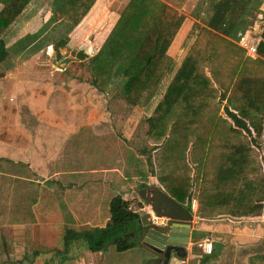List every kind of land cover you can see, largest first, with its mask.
Segmentation results:
<instances>
[{"label":"trees","instance_id":"1","mask_svg":"<svg viewBox=\"0 0 264 264\" xmlns=\"http://www.w3.org/2000/svg\"><path fill=\"white\" fill-rule=\"evenodd\" d=\"M30 0H0V33ZM95 0H54L52 20L76 26ZM263 0H217L149 115L142 148L149 171L166 193L200 218L257 216L264 201V23L258 57L245 56L234 41L252 22ZM183 15L160 0H128L86 69L90 84L105 92L114 81L131 106L144 107L156 94L172 59L166 50ZM8 50L0 37V64ZM9 160V159H8ZM188 206V207H187ZM140 207V203H138ZM108 220L82 230L67 228L58 263L87 250L117 251L135 245L128 236L139 218L130 201L116 194ZM34 250L33 256L43 253ZM72 253V255H71Z\"/></svg>","mask_w":264,"mask_h":264},{"label":"rangeland","instance_id":"2","mask_svg":"<svg viewBox=\"0 0 264 264\" xmlns=\"http://www.w3.org/2000/svg\"><path fill=\"white\" fill-rule=\"evenodd\" d=\"M50 18L48 22L53 21ZM263 19L258 11L253 16V40L259 38ZM64 29H51L42 44L63 36ZM52 51L49 45L30 63L24 62L11 77L13 84L10 81L7 90H0V264L65 263H58V255L53 253L63 247L65 230L91 228L101 224L106 216L108 193L93 201L96 190L86 189L88 181L98 180L100 167L116 165L121 170L124 182L113 184L120 189L113 193L133 191V199H128L132 209L138 210L145 204L137 194L141 187L136 184L139 178H130L145 167L144 163L136 166L128 157L148 146L147 138L144 139V113H136L125 105L117 81L107 87L104 98L94 96L96 89L90 84L87 62H63L60 56H64V51L59 55ZM64 66L62 71L60 67ZM46 76L52 78V91L34 88ZM83 90H90V94ZM83 93L84 99L72 102L73 95ZM82 116L90 118L94 125H79ZM55 180L63 186H73L62 190L53 183ZM85 199L99 208L87 212L90 203ZM34 250L45 252L34 257ZM71 251L75 253L73 260L87 249L79 240ZM116 252L119 253L112 252L105 259V264H127L133 256L132 251ZM139 264L148 263L144 260Z\"/></svg>","mask_w":264,"mask_h":264},{"label":"crops","instance_id":"3","mask_svg":"<svg viewBox=\"0 0 264 264\" xmlns=\"http://www.w3.org/2000/svg\"><path fill=\"white\" fill-rule=\"evenodd\" d=\"M53 1L54 0H50L49 2L47 0H30L22 9V11L16 16V18L8 25V27H6L0 33V37L4 41L5 47L8 50V56L6 57L3 64H0V71L4 72L0 74V90H7L8 83L11 81V84H13L11 77L14 74L16 75L17 71L21 69L22 64L24 62L34 60V57H38L43 51L46 50L49 45L52 46V52H56V55H59L64 51V56H60V59L63 62H87L102 45L107 34L118 19L120 11L128 0H95L81 21L76 26L71 28H69L67 24L61 20H53L48 22L52 15ZM160 1L174 8L178 14H182L183 20L166 50L167 55L172 59V64L170 68L164 72L156 94L144 107L125 104L129 106L134 112H142L144 115H149V113L154 108L160 95L163 93L168 82L174 75V72L185 57L188 48L195 39V35L199 26H206L205 22L212 13V5L217 0ZM260 5L259 12L262 13L264 18V0ZM2 7L3 5L0 3V10ZM262 23H264V19L262 20ZM56 26L65 28V33L63 36L54 41H47L46 45H43L42 41L45 37H47L45 35L51 29L53 30ZM252 28L250 24L243 32H245L247 36L251 37V33L253 31ZM261 28L262 25L260 26V30L258 32L259 38ZM259 38L257 40H253L252 38V40L257 44ZM234 42L239 47H241L238 43V38ZM73 49H75L74 52H71ZM70 53L74 55H71ZM244 54L247 56L245 50ZM256 57H258V54ZM66 66L60 67L62 71L66 69ZM58 68L59 67H57V69ZM36 83L37 84L34 88L37 89L46 87L45 89L52 91V87L54 86L51 76L41 77ZM70 84L72 86H76L74 82H71ZM83 92H88L90 94V90H83ZM84 95V93L82 95H73L74 99L72 102L74 101L75 103V100L78 101L80 98L84 99ZM96 95H99L100 97L102 96L104 98L103 92L94 90V96ZM99 107L100 104L98 103V108ZM147 109L149 111L148 113ZM80 124L94 125L92 124L90 118H83V116L79 125ZM146 138L147 137L145 135L144 139ZM147 143L148 146L146 144L143 147L149 148L151 146L148 138ZM143 147H141L139 152L135 155L133 154L132 156H128L129 158H132L133 162H136V166L141 165V163H144L145 166L138 169L135 175H130V178L132 180H134V178H139L136 184L141 187L156 186L166 192L160 182L157 180L156 176L149 171L148 165L146 164V158L141 153ZM98 171V180H95L94 182L91 180L88 181L86 189L96 190L92 197L93 201H95L96 197L103 195L105 192L108 193V196L106 198L105 205L106 216L104 217L101 224H96L93 226H102L108 220V202L112 196L120 194L126 200L133 199L134 197L133 191L123 194L118 192L120 189L113 186V184H122L121 182H124L123 174L116 165L106 168L100 167ZM125 179L126 181L130 180L129 178ZM53 183H56L57 187H60L62 190L73 186L72 183H68L67 186H63L56 180L53 181ZM131 183L132 182H130V184ZM93 186L97 189L92 188ZM116 189L118 191L113 193V191ZM130 189L133 190L131 187ZM89 200L90 199H85V201ZM137 202L141 201L137 198ZM89 203L90 211L87 210V212H95L96 209L99 208L95 202L89 201ZM196 209L197 201L196 199H192L190 211L195 215L193 218L195 226L192 229L187 246L184 248V254L176 255L172 252L168 259V264H264V205L263 211L260 215L241 217L225 215L214 218H200L196 214ZM143 210L144 212L150 211V208L146 204H143V207L139 208L137 211L139 214H141V211ZM84 214L85 212L82 214L83 217H85ZM72 217L76 218L77 216L73 214ZM163 220V218L159 219L158 223H161ZM130 230L127 232L128 236L134 239L133 235L129 234ZM206 238L210 239L212 244L210 253H207L203 250V240ZM116 251L117 250L115 249L114 245H110V247L104 251L92 252L87 250L76 259L67 260L65 263L71 264L73 262V264H105V259L108 258L112 252L116 254L119 253ZM128 251H132L131 253H133V256L127 264H139L144 260L148 264H160L153 252L146 245L138 244L136 242L134 246L123 250L122 252ZM110 264L116 263L112 261Z\"/></svg>","mask_w":264,"mask_h":264},{"label":"water","instance_id":"4","mask_svg":"<svg viewBox=\"0 0 264 264\" xmlns=\"http://www.w3.org/2000/svg\"><path fill=\"white\" fill-rule=\"evenodd\" d=\"M137 194L150 211L139 214L129 234L135 242L150 248L160 264H168L172 252L184 254L195 215L156 186H142ZM161 218L164 220L158 223Z\"/></svg>","mask_w":264,"mask_h":264},{"label":"built area","instance_id":"5","mask_svg":"<svg viewBox=\"0 0 264 264\" xmlns=\"http://www.w3.org/2000/svg\"><path fill=\"white\" fill-rule=\"evenodd\" d=\"M238 43L245 50L248 57L255 58L257 56L256 43L253 42L252 38L247 36L245 32L238 33ZM202 246L205 252H211L212 244L210 239H204Z\"/></svg>","mask_w":264,"mask_h":264}]
</instances>
